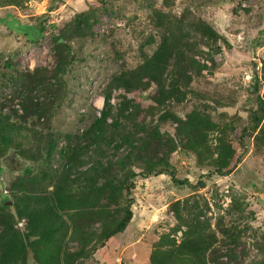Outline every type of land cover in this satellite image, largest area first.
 Returning a JSON list of instances; mask_svg holds the SVG:
<instances>
[{
	"label": "trees",
	"instance_id": "trees-1",
	"mask_svg": "<svg viewBox=\"0 0 264 264\" xmlns=\"http://www.w3.org/2000/svg\"><path fill=\"white\" fill-rule=\"evenodd\" d=\"M24 1L0 0V6H21ZM168 1L148 6L154 33L146 43H154L151 51L140 50L135 66L111 75L101 94V107L79 132L53 131L50 124L64 97L65 74L73 61L72 42L91 35L93 14L77 13L59 27L47 25L53 29L51 67L8 70L10 63L2 62L7 68L5 83L12 90L0 99V157L12 149L34 165L10 181L9 205L0 198V264H28V257L33 264H80L124 230L132 214L130 192L136 176L167 174L173 182L182 183L173 177L169 162L176 149L191 152L199 165L208 168L207 176L226 175L235 167V150L225 125L198 107L182 118L163 109L191 92L192 76L213 67V54L219 50V34L209 23L185 10L169 13ZM46 16L42 13L36 23L17 28L35 40L45 29ZM259 73L263 88L255 97L257 111L250 112V131L254 148L263 156L264 61ZM254 80L256 90L258 80ZM150 87L152 104L145 109L126 96ZM111 89L122 91L114 106ZM153 109H161L155 122L144 123L140 114ZM165 121L173 124L172 134L159 129L158 122ZM186 184L192 193L169 203L174 224L151 243L148 261L227 264L221 258L234 256L232 249L241 229L232 218L226 225L223 219L230 214L241 218L244 207L231 197L212 227L206 202L194 193L204 182ZM21 219L23 226L18 228ZM246 264H264V254Z\"/></svg>",
	"mask_w": 264,
	"mask_h": 264
},
{
	"label": "rangeland",
	"instance_id": "rangeland-1",
	"mask_svg": "<svg viewBox=\"0 0 264 264\" xmlns=\"http://www.w3.org/2000/svg\"><path fill=\"white\" fill-rule=\"evenodd\" d=\"M155 2L159 4V0H26L21 6H0V99L12 90L4 80L5 59L10 63L8 70L51 67L53 29L47 25L59 27L77 13H91V35L72 42L73 61L65 74L64 97L50 124L57 132L81 131L101 107V94L111 75L135 66L140 61V50L149 53L154 46L146 39L154 33L148 6ZM167 10L173 15L185 10L190 16L204 19L219 34V50L213 54V67L192 76L191 92L181 102H168L163 109L182 118L198 107L213 121L225 125L226 137L235 150V167L226 175L207 176L208 168L199 165L191 152L176 149L169 155V162L173 177L182 183L173 182L167 174L136 176L130 192L132 214L124 230L109 237L80 264H151V243L174 224L169 203L191 194L186 183L194 184L199 179L204 186L194 193L206 202L212 227L231 197L244 207L241 218L230 214L223 219L226 225L232 218L241 233L232 249L234 256L221 259L227 264H246L264 254V155L254 148L250 131V112L257 109L255 97L263 88L259 68L264 61V0H169ZM42 13L47 15L45 29L41 36L29 40L30 36L17 26L36 23ZM255 77L258 81L253 90ZM121 93L119 89L110 90L113 106ZM152 93L150 87L126 96L145 109L152 104ZM161 109L142 112L139 118L152 124ZM158 126L161 131L173 133L170 121L158 122ZM33 165L12 149L0 157L1 199L11 203L10 181ZM22 226L21 219L16 227ZM31 261L28 257V264H33Z\"/></svg>",
	"mask_w": 264,
	"mask_h": 264
},
{
	"label": "water",
	"instance_id": "water-1",
	"mask_svg": "<svg viewBox=\"0 0 264 264\" xmlns=\"http://www.w3.org/2000/svg\"><path fill=\"white\" fill-rule=\"evenodd\" d=\"M6 204H8V205H9V204H10V201H7V202H6Z\"/></svg>",
	"mask_w": 264,
	"mask_h": 264
}]
</instances>
